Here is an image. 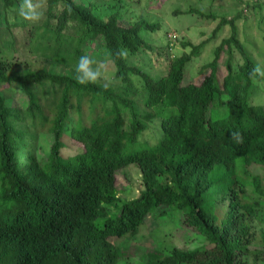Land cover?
<instances>
[{"label":"trees","instance_id":"trees-1","mask_svg":"<svg viewBox=\"0 0 264 264\" xmlns=\"http://www.w3.org/2000/svg\"><path fill=\"white\" fill-rule=\"evenodd\" d=\"M19 2L0 0V264H264V227L256 230L264 222V174L250 170L264 171V106L250 100L256 63L239 38L240 13L219 20L214 34L230 24L231 35L195 79L186 68L204 42L182 41L184 51L155 74L146 66L153 45L140 32L157 22L123 25L118 10L93 0H43L39 22H10L5 15ZM14 26L26 28L23 47L40 50L46 65L14 57ZM234 48L243 57L237 69ZM85 54L112 63L113 79L78 83L75 66ZM240 75L243 82L233 80ZM220 102L228 112L212 117ZM153 128L150 143L143 134ZM236 129L242 144L230 138ZM40 135L50 138L45 156L33 147ZM65 137L81 145L71 155L62 153ZM129 165L139 169L141 187L126 199L116 174ZM149 216L176 218L204 242L149 248L135 258L130 241Z\"/></svg>","mask_w":264,"mask_h":264},{"label":"rangeland","instance_id":"rangeland-1","mask_svg":"<svg viewBox=\"0 0 264 264\" xmlns=\"http://www.w3.org/2000/svg\"><path fill=\"white\" fill-rule=\"evenodd\" d=\"M101 9L118 10L121 13V21L123 25L133 22L137 19H146L159 24L154 30H141L140 35L150 45H153L152 52H149L151 63H147V68L155 74L163 73L169 60L180 55L184 48L182 41H188L193 45L204 42V46L199 56L193 57L192 61L187 64L186 71L190 77L198 79V70L203 64L210 61L214 56V50L220 44L221 40L231 35L230 24L223 25L220 30L215 32L214 29L222 17L233 18L238 13L236 19L239 38L244 44L246 52L256 64L264 65V0H93ZM259 3V6L253 7L252 4ZM18 6L12 7L5 15L10 22L22 19L16 15ZM189 9L194 11L189 12ZM198 11L204 13L200 15ZM208 14H213L217 18L214 19ZM1 25L6 26L4 16L0 17ZM15 34V50L13 55L22 61H26L31 67L46 65L44 54L39 50L31 52L28 48L23 47L25 43V29L20 27H12ZM172 39L171 44L169 39ZM6 39H10L9 36ZM189 48L185 49L188 51ZM8 52V51H7ZM44 53V51H43ZM95 59L97 57L94 56ZM227 53L224 54L223 60L219 66L220 78L226 74ZM230 61L232 67L237 69L243 62L241 52L234 48ZM99 62V60H98ZM102 68H106L108 80L113 79L115 67L112 63L103 65L98 63ZM48 67L52 71L60 72L62 66L50 65ZM201 77V76H200ZM235 81L243 82V76H236ZM115 81V80H113ZM222 81V80H221ZM250 100L253 104L264 106V82L260 84L254 83L249 88ZM222 97L225 99L229 96V92L222 91ZM227 108L225 102H220L212 108V117H221L226 114ZM155 128L148 129L143 138L152 143L155 140ZM49 137L40 135L34 142L33 147L37 153L44 155L49 149ZM67 147L62 150L64 155H71L81 146L80 143L65 137ZM250 170L254 173L264 174V171L258 166H252ZM116 185L120 190L119 195L130 199L137 195L141 187V175L139 169L135 165H129L121 169L116 174ZM253 187L248 186L246 193L252 197ZM228 205V201L219 204V211L223 213ZM264 214L261 212L260 217ZM167 220L154 219L152 216L147 217L145 224L140 229V233L130 241L129 253L133 257L144 253L149 248H159L160 246H177L180 248H194L203 244V240L198 238L192 228L181 225L176 218L170 223ZM170 221V220H169ZM257 232L264 227V222H256ZM259 233V232H258ZM112 242H119L114 237L110 238Z\"/></svg>","mask_w":264,"mask_h":264},{"label":"clouds","instance_id":"clouds-1","mask_svg":"<svg viewBox=\"0 0 264 264\" xmlns=\"http://www.w3.org/2000/svg\"><path fill=\"white\" fill-rule=\"evenodd\" d=\"M43 6V0H20L16 15L25 21L37 23L43 17ZM127 54V49H119L116 53L121 59H126ZM75 73V78L80 84L108 82L106 68L99 66L98 61L87 54L79 57ZM250 79L257 84L264 82V65L256 64L250 73ZM230 138L236 144H242L244 139L239 129L233 130L230 133Z\"/></svg>","mask_w":264,"mask_h":264}]
</instances>
